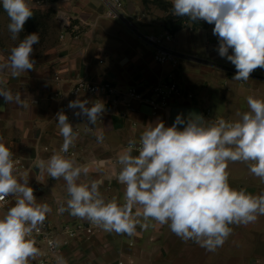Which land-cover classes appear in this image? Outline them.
<instances>
[{
	"label": "crops",
	"instance_id": "0c3cea01",
	"mask_svg": "<svg viewBox=\"0 0 264 264\" xmlns=\"http://www.w3.org/2000/svg\"><path fill=\"white\" fill-rule=\"evenodd\" d=\"M123 1V16L107 18L103 0H47L44 5L30 0L33 9L52 6L57 12L65 11L83 18H80L82 31L76 38L69 33L61 38L60 31L45 49L35 45V70L24 72L18 78H12L10 71L0 73V79L6 81L3 86L13 94L20 93L26 105L5 103L0 97V142L10 148L13 158L25 159L27 169L14 174L21 181L28 179L38 203L51 207L46 220L56 228L58 248L55 254L46 255V245L39 241L36 246L42 254L30 264H56L57 255H62L67 264H118V259L122 264H264V216L246 226L230 225L231 235L215 251H208L193 241L184 242L167 224L159 225L152 220L147 222V229L137 225L133 236L108 233L100 228L90 237L80 234L68 238L62 231L65 223L82 220L68 212L58 214V207L69 198L66 183L62 178L54 180L41 172L36 162L46 161L63 143L55 120L63 106L66 105L70 112L74 131L79 133L75 146L70 148L75 154L66 155L91 169L81 181L98 182L102 195L123 203L124 186L117 182L112 172L120 169L118 154L128 146L129 140L139 142L147 124L163 121L165 126H170L169 110L175 105H195L206 120L224 118L232 122L239 119L237 113L249 110L248 95L264 99V69L254 70L248 81L233 80L235 66L219 55V39L213 35L214 24L201 20L195 23L176 16L173 20L181 18V22L173 31L167 19L172 12V0ZM0 7H3L2 0ZM84 12L87 16H82ZM0 21L4 22V27H0V56L6 58L21 37L11 38L7 25L9 17L1 11ZM166 32L173 35L166 43L177 52L176 63L157 62L153 46L145 39L146 35L161 36ZM229 54H232L231 49ZM56 75L60 80H55ZM79 79L113 80L119 86L138 84L141 87L172 80L181 94L171 95L170 106L165 110L154 111L150 105L138 103L126 114H123L124 106H113L107 96L91 97L90 102L102 101L106 112L95 126L87 125L86 117L74 115L78 109L68 108L70 101L78 97L83 100L82 96L51 98L58 91H68ZM89 127L94 129L89 131ZM96 129L103 130V143L97 142ZM132 154L139 153L133 151ZM100 162L109 163L97 167ZM247 167L243 162H229L230 186L246 189L254 195L264 192V182L253 174L241 173ZM9 197V204L0 208V217L15 204L16 197Z\"/></svg>",
	"mask_w": 264,
	"mask_h": 264
},
{
	"label": "clouds",
	"instance_id": "9594fccd",
	"mask_svg": "<svg viewBox=\"0 0 264 264\" xmlns=\"http://www.w3.org/2000/svg\"><path fill=\"white\" fill-rule=\"evenodd\" d=\"M2 5L10 20L11 38L17 40L34 14L33 5L30 0H2ZM172 11L192 22L214 24L217 51L235 66L233 80L248 81L254 70L264 69V0H172ZM39 42L37 32L20 39L6 58L0 56V73L10 71L12 78H18L35 70L33 46ZM5 84L0 79L4 102L26 106L21 94H13ZM246 102L249 110L237 113L239 119L232 122L224 118L209 121L190 112L178 114L171 126L163 121L147 124L139 144L129 140L118 154L120 169L112 172L124 186L123 203L116 198L106 200L98 182L81 181L91 169L66 155L79 133L62 110L55 120L63 143L46 161L37 160L36 167L66 183L69 198L58 207V214L68 212L105 232L128 236L135 234L137 225L147 229L152 220L167 224L184 242L215 251L231 235L230 225L246 226L264 216V192L254 195L229 184V162L246 163L250 173L264 182V99L248 96ZM68 108L78 109L74 115L86 117L87 125L94 126L106 112L102 101L79 97ZM95 135L103 143V130L96 129ZM133 151L139 154L133 155ZM14 173L13 153L0 142V202L16 197L14 206L0 217V264H30L42 254L33 233L40 232L52 209L37 202L27 178L21 181ZM55 260L67 264L62 255Z\"/></svg>",
	"mask_w": 264,
	"mask_h": 264
},
{
	"label": "built area",
	"instance_id": "2783aa9c",
	"mask_svg": "<svg viewBox=\"0 0 264 264\" xmlns=\"http://www.w3.org/2000/svg\"><path fill=\"white\" fill-rule=\"evenodd\" d=\"M38 5L46 4L47 0H32ZM105 3L104 15L107 18H119L123 16L125 3L123 0H103ZM59 24L61 26V38H64L67 33L73 38L78 37L80 33V25L75 22L76 17L68 12H58ZM202 22H206L201 20ZM145 39L154 48V59L159 63L173 62L179 57L166 41H171L173 35L171 32H166L161 36L146 35ZM55 80H60L59 75L55 76ZM173 94H181V90L177 83L172 80H163L157 84L141 87L138 84L128 86H119L113 80H103L101 82H89L84 79H79L66 92L58 91L51 98L65 99L66 96H82L83 100H91V97L107 96L113 106H124L126 114L128 111L135 109L136 104L146 103L154 111L165 110L170 106V98ZM64 113L68 116L69 122L72 124L70 112L66 105L63 106ZM139 142L137 143V145ZM68 154L74 155L75 151L69 149ZM15 163V173L27 169L25 159L21 157L13 158ZM104 196V195H103ZM106 200L108 197L104 196ZM10 202V197H7L3 202H0V208L5 207ZM100 228L89 223L87 220L79 222H68L62 226V231L68 235V238H74L80 234L90 237L95 234ZM56 228L51 222L45 220L43 227L39 233L34 232L33 236L36 242H43L46 245V255H54L58 245L55 239Z\"/></svg>",
	"mask_w": 264,
	"mask_h": 264
},
{
	"label": "rangeland",
	"instance_id": "374dc122",
	"mask_svg": "<svg viewBox=\"0 0 264 264\" xmlns=\"http://www.w3.org/2000/svg\"><path fill=\"white\" fill-rule=\"evenodd\" d=\"M153 2H158V1L154 0ZM0 9H1L0 11L3 14L6 13L5 10L3 9V7H0ZM33 11H34L33 16L31 18H29V19H32V21L29 22L28 24H25V28L23 29V31L19 35H20L21 39H23L25 36H27L28 34H31L33 32L39 33L40 42L37 45L43 46V48L45 49L48 45H50V43L54 42L55 38H57L58 34L61 31V27H60L59 19H58V12L52 6H48L47 8L45 7L43 9H41V8L33 9ZM82 16H87V13L84 12V14H82ZM169 16H173L172 18L176 17L175 15H173V11L168 15V17ZM168 17H167V19H168ZM80 18L76 17L75 22L80 25V31H82V27L80 24ZM81 19H83V18H81ZM9 23L10 22H8V24ZM0 27H4L3 21H0ZM192 90H193V92H195L194 88ZM219 115L223 116L224 114H219ZM242 171H243V167H242ZM242 171H241V173H245V174H249V175L251 174L249 171V167L246 168L245 172H242ZM121 261L122 260L118 259V264H122Z\"/></svg>",
	"mask_w": 264,
	"mask_h": 264
},
{
	"label": "water",
	"instance_id": "95a60500",
	"mask_svg": "<svg viewBox=\"0 0 264 264\" xmlns=\"http://www.w3.org/2000/svg\"><path fill=\"white\" fill-rule=\"evenodd\" d=\"M190 112H194L197 114H202L205 118L204 113L202 112V110L195 105H175L172 106L169 110V124L170 126L174 123L175 118L178 114L183 113L185 116L190 113ZM183 126H178V128H180V130H182Z\"/></svg>",
	"mask_w": 264,
	"mask_h": 264
},
{
	"label": "trees",
	"instance_id": "16d2710c",
	"mask_svg": "<svg viewBox=\"0 0 264 264\" xmlns=\"http://www.w3.org/2000/svg\"><path fill=\"white\" fill-rule=\"evenodd\" d=\"M145 2H147V0H145ZM172 17L173 16H169L168 17V22L171 24L172 30L175 31L178 28V26H179V24L181 22V18L177 19L176 21H174ZM185 18H187V17H185ZM31 21H32V19H28L25 24H28ZM195 23H199V21H197ZM24 28H25V25H24Z\"/></svg>",
	"mask_w": 264,
	"mask_h": 264
}]
</instances>
